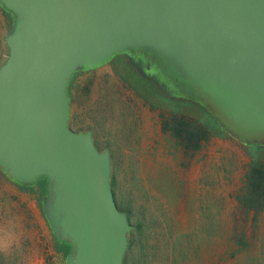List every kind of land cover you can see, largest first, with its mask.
I'll use <instances>...</instances> for the list:
<instances>
[{"label":"water","instance_id":"95a60500","mask_svg":"<svg viewBox=\"0 0 264 264\" xmlns=\"http://www.w3.org/2000/svg\"><path fill=\"white\" fill-rule=\"evenodd\" d=\"M0 171L46 179L41 209L65 264H122L130 230L110 156L68 126L78 71L130 53L166 96L195 101L230 138L264 145V0H0Z\"/></svg>","mask_w":264,"mask_h":264},{"label":"rangeland","instance_id":"374dc122","mask_svg":"<svg viewBox=\"0 0 264 264\" xmlns=\"http://www.w3.org/2000/svg\"><path fill=\"white\" fill-rule=\"evenodd\" d=\"M9 30L0 29V35L5 38ZM4 38L0 64L8 54ZM138 63L122 52L95 69L76 72L68 87V126L90 131L95 147L108 150L115 196L123 208L129 202L130 221H141L147 229L141 242L147 264H171L176 241L191 230L206 228L208 209L217 225L226 224L249 159L243 145L232 138H212L193 155L177 149L162 133L160 111L150 110L124 81L135 91L144 80L157 87L140 72ZM53 238L36 201L0 184V264H65L53 248ZM211 243H202L197 255L190 249L185 264L233 263L225 257L224 247ZM126 250L132 264L133 253Z\"/></svg>","mask_w":264,"mask_h":264},{"label":"trees","instance_id":"16d2710c","mask_svg":"<svg viewBox=\"0 0 264 264\" xmlns=\"http://www.w3.org/2000/svg\"><path fill=\"white\" fill-rule=\"evenodd\" d=\"M0 24L1 32L2 29L9 30L12 24V16L2 7H0ZM0 36L2 40L4 34L1 33ZM113 70L118 74L120 69L115 66ZM124 81L128 88L149 106L150 110L160 111L162 133L168 136L182 152L193 155L212 138L230 139V136L217 125L210 113L195 101L166 96L156 87L151 88L145 80L143 83H138L136 91L130 84H127L125 79ZM164 111L169 113H164ZM113 137L117 138L115 135ZM242 147L249 161L245 166L241 187L234 195V205L226 215V224L217 225L216 223H219L217 217L208 209L206 228H202L203 232L196 229L191 230L183 235L185 241L183 236L176 241L174 249H171V264H185L191 254L190 249L197 255L201 244L206 243L209 246L211 240L212 243L215 242L220 247H224L225 257L231 259L232 264H264V145H243ZM0 184L33 198L41 209V198L46 192L45 178H41L33 186L20 185L10 181L0 171ZM111 189L117 208L125 213L128 222L132 225V230L128 233L126 250L128 255L133 253L131 263L147 264L142 245L147 229L141 221L135 224L130 221L131 211L128 200L126 199L127 207L123 208L115 196L113 182H111ZM204 230L206 235H203ZM53 248L62 258H65L70 249L69 245L59 243L54 238ZM123 264H130L126 253Z\"/></svg>","mask_w":264,"mask_h":264}]
</instances>
